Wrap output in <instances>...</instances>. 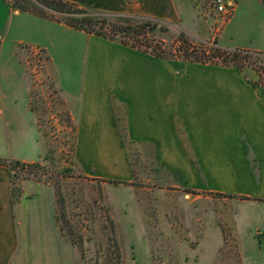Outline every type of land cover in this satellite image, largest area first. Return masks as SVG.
Masks as SVG:
<instances>
[{
  "label": "rangeland",
  "instance_id": "1",
  "mask_svg": "<svg viewBox=\"0 0 264 264\" xmlns=\"http://www.w3.org/2000/svg\"><path fill=\"white\" fill-rule=\"evenodd\" d=\"M120 1L115 11H107L115 17L106 19L154 20L169 27L167 34L156 32L149 39L166 55L179 57L180 33L193 51L264 52V0H230L224 18L210 0H167L169 10H156L150 0ZM43 31L55 44L50 58L83 57L78 36ZM24 53L41 156L19 174L29 175L26 182L16 179L20 197L25 185L32 188L21 207L20 198L15 205L16 231L27 237L17 240L13 264H264V201L187 190L155 159L153 147L136 145L125 135L123 144L78 139L46 74L47 54L30 48ZM260 59L245 63L241 72L262 90Z\"/></svg>",
  "mask_w": 264,
  "mask_h": 264
},
{
  "label": "crops",
  "instance_id": "2",
  "mask_svg": "<svg viewBox=\"0 0 264 264\" xmlns=\"http://www.w3.org/2000/svg\"><path fill=\"white\" fill-rule=\"evenodd\" d=\"M64 1L102 16H115L107 11L121 4ZM150 3L156 10L168 8L167 0ZM43 29L78 36L83 57L50 58L55 44L44 38ZM0 37V159L33 164L41 156L24 50L42 49L47 54L46 74L78 129V139L122 144L126 137L153 147L155 159L179 176L187 190L264 201V92L242 69L157 58L13 10L4 0ZM119 109L124 116L116 115ZM216 125L221 131L213 130ZM12 181L11 171L0 166V264H13L17 240L27 237L16 231L18 202L13 204ZM29 188L24 186L18 208Z\"/></svg>",
  "mask_w": 264,
  "mask_h": 264
},
{
  "label": "trees",
  "instance_id": "3",
  "mask_svg": "<svg viewBox=\"0 0 264 264\" xmlns=\"http://www.w3.org/2000/svg\"><path fill=\"white\" fill-rule=\"evenodd\" d=\"M7 5L13 10L32 14L42 19H47L55 22H61L69 28L82 31L86 34L93 35L108 41L117 42L123 46H127L132 49H136L143 53L150 54L154 57L161 59H181L188 62L220 65V66H232L238 69H243L244 64L251 60H259L264 62V52L253 54L243 50H218L214 49L211 54L205 50L193 51L187 46L186 39L183 34H178L177 43L180 44L183 49H178L175 53L180 54L179 57L166 55L161 52V48L158 45H152L149 40L157 32L160 34H167L169 27L159 25L154 20L145 22H130L123 18H113L110 22L106 19L108 16L97 15L79 8L73 3H69L64 0H4ZM177 1V0H175ZM115 17V16H114ZM213 60L219 61V63H213ZM264 92V87H262ZM116 127L120 131V126L116 122ZM123 144V143H122ZM0 166L7 167L12 175V198L13 204H16L20 198L19 187H16V179L19 181H25L29 175L19 174L23 170L33 168V164H23L12 160L0 159Z\"/></svg>",
  "mask_w": 264,
  "mask_h": 264
},
{
  "label": "built area",
  "instance_id": "4",
  "mask_svg": "<svg viewBox=\"0 0 264 264\" xmlns=\"http://www.w3.org/2000/svg\"><path fill=\"white\" fill-rule=\"evenodd\" d=\"M212 10L219 16L225 17L229 14L231 7L230 0H210ZM1 40V37H0Z\"/></svg>",
  "mask_w": 264,
  "mask_h": 264
}]
</instances>
